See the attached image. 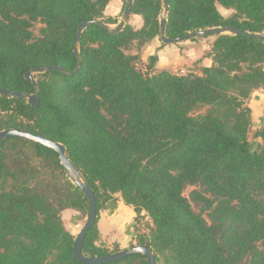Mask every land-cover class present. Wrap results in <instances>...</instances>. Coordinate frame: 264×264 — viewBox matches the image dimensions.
I'll return each instance as SVG.
<instances>
[{
    "label": "trees",
    "instance_id": "trees-1",
    "mask_svg": "<svg viewBox=\"0 0 264 264\" xmlns=\"http://www.w3.org/2000/svg\"><path fill=\"white\" fill-rule=\"evenodd\" d=\"M110 1L0 0V88L34 93L27 72L62 68L34 75L38 106L0 94V132L22 129L66 146L96 196L84 255L120 250L102 242L98 226L119 193L136 212V243L151 248L157 264H264V127L252 142L248 105L264 89V39L208 35L211 66L156 71L141 49L161 38L163 0H133L142 25L126 22L117 32L111 25L127 0L119 15H106ZM89 19L108 26L91 24L77 43ZM226 26L264 33V0H169L167 37ZM188 185L203 191L186 196ZM67 208L88 214L89 203L59 154L22 137L1 139L0 264H85L74 255ZM103 264L148 263L135 253Z\"/></svg>",
    "mask_w": 264,
    "mask_h": 264
},
{
    "label": "crops",
    "instance_id": "crops-1",
    "mask_svg": "<svg viewBox=\"0 0 264 264\" xmlns=\"http://www.w3.org/2000/svg\"><path fill=\"white\" fill-rule=\"evenodd\" d=\"M116 0H111L114 2ZM108 6L105 10L106 15H119L121 12L123 1L117 0L116 7L113 14L108 13ZM224 15L231 13L232 9H227L222 6L219 7ZM128 22L134 27L142 25V17L138 14H131ZM111 27H113L111 25ZM214 36H198L196 39H188L179 43L166 44L160 37L154 38L141 49L143 64L152 63L154 70H169L181 68L185 74V69L189 72L200 73V67L211 66L213 59L211 56L205 54L211 50V45ZM133 53L136 51H132ZM248 105L252 109V127H264V89L255 90ZM79 211L74 208H67L62 212V217L65 222L70 223L75 228V224L79 221ZM136 212L134 207L124 203L122 196L118 193L115 198L107 203L106 207L100 212V219L98 226L101 232V240L107 246L111 247L118 244L120 249L127 248L131 244L136 243L134 218ZM146 219L149 220L147 217ZM151 222V221H150ZM67 227V226H66ZM76 235L75 229L72 231Z\"/></svg>",
    "mask_w": 264,
    "mask_h": 264
},
{
    "label": "water",
    "instance_id": "water-1",
    "mask_svg": "<svg viewBox=\"0 0 264 264\" xmlns=\"http://www.w3.org/2000/svg\"><path fill=\"white\" fill-rule=\"evenodd\" d=\"M133 0H127V4L124 9L123 18L120 20V22L115 26L112 27L114 32H117L123 28L126 22H128V19L131 15V5ZM164 5V15L160 19V27H161V39L165 43H176L180 42L186 39H190L192 37L196 36H208V35H215V34H221V33H233V34H239L242 33L246 36H253L259 39H264V33L257 34V33H251L248 31L243 30L241 27L238 26H226V27H214L209 29H202L197 30L193 32H189L184 35H178L176 37L170 38L166 36V26H167V12L169 10V0H163ZM93 23H98L103 26H108L104 24L102 21L97 19H89L86 21H83L80 23V25L77 28L76 32V42L79 43L81 40L82 33L84 30L90 26ZM75 53L78 55V49H75ZM79 68V64L76 66V68L72 72H76ZM50 70H59L62 71V68L59 65L54 66H48V67H42V68H33L31 71L27 72L25 77L26 79L30 80L36 85V91L34 93H23L20 91H11L9 89L0 88V94L9 96V97H17V98H26L28 103H30L32 106H38L40 103L39 98V91L37 89V83L36 78L34 75L36 73H43ZM18 136L25 139H29L32 141H35L41 145L47 146L53 150H55L60 157V161L62 165L65 167L68 175L70 176L73 183L78 186L81 191H83L88 199L89 203V212L87 214L86 221L80 230V232L75 237L74 242V255L75 257L80 260L81 262L85 264H103L107 262L116 261L122 258H125L131 254L135 253H141L147 258L148 264H157L156 257L153 252V250L145 245H132L130 247L121 249L115 253L103 256V257H90L86 256L82 253V245L83 241L86 237L87 232L89 229L94 225L95 219H96V213H97V204H96V196L92 189V187L89 185L87 180L85 179L82 172L79 170L77 165L68 157L67 155V149L66 146L58 141H55L53 139L37 135L30 131H25L22 129H6L0 132V140L8 137Z\"/></svg>",
    "mask_w": 264,
    "mask_h": 264
},
{
    "label": "rangeland",
    "instance_id": "rangeland-1",
    "mask_svg": "<svg viewBox=\"0 0 264 264\" xmlns=\"http://www.w3.org/2000/svg\"><path fill=\"white\" fill-rule=\"evenodd\" d=\"M116 2H117V0L114 1V2H111V4L108 6V9H107V10H108V13H109V14H113L112 12H113L114 8L116 7ZM122 18H123V14L120 16V20H121ZM40 25H41V24H37V26L35 27L36 31L39 29ZM112 26L115 27L116 25H112ZM186 40H188V39H186ZM183 41H185V40H183ZM180 42H181V41H180ZM176 43H179V42H176ZM166 44H170V43H166ZM174 44H175V43H174ZM132 51H136V48L133 47V48L130 50V52H132ZM142 67L145 69L144 65H142ZM189 69H192V67H191V68H187V69H185V73H189ZM172 72H175V73H183V70H182L181 68H176V69H173ZM263 123H264V119H263ZM258 129H260V128H256V127H252V128H251L250 140H251L252 142H254V143H256V141L258 140V138H255V137H254V133H255V131H257ZM193 189H200L201 191H203V189H201L200 187H197V186H190V185H188V186L186 187V189H185V195H186V196H189V195H190V192H191ZM192 205H193V207H194V209H195L196 212H203L205 218L208 219L207 212L203 211V203L192 200ZM79 213H80V214H79V217H80V218H79V221H77V223H74V224H75V228H74L73 226H71L70 223H67V225H66L67 228H68V230H70L71 232L75 229L76 235H77V234L80 232V230L82 229V227H83V225H84V223H85V221H86V218H87V214H85V213H81V212H79ZM149 223H150V220H148V219H146V218H143V219H142V225L144 226V228H146V230H147L148 227H149ZM136 244H137V243H135L134 245H136ZM131 246H132V244H131ZM111 247H114V246L111 245ZM129 247H130V246H129ZM120 250H121V249H120Z\"/></svg>",
    "mask_w": 264,
    "mask_h": 264
},
{
    "label": "built area",
    "instance_id": "built-area-1",
    "mask_svg": "<svg viewBox=\"0 0 264 264\" xmlns=\"http://www.w3.org/2000/svg\"><path fill=\"white\" fill-rule=\"evenodd\" d=\"M144 70H146V69H144Z\"/></svg>",
    "mask_w": 264,
    "mask_h": 264
}]
</instances>
